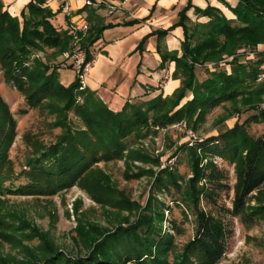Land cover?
<instances>
[{"label":"trees","instance_id":"trees-1","mask_svg":"<svg viewBox=\"0 0 264 264\" xmlns=\"http://www.w3.org/2000/svg\"><path fill=\"white\" fill-rule=\"evenodd\" d=\"M47 3L31 0L21 17H14L4 10L0 0L3 77L25 98L29 109H49L55 119L53 127L62 131L51 145L34 141L28 170L23 173L28 182L16 190L7 187L9 194L53 196L80 186L90 192L99 191L93 198L100 204L133 213L137 204L114 195L108 177L96 168L98 164L125 159L159 166V158L133 148L128 140L134 137L137 143L157 134V128L169 129L178 124L197 131L211 111L227 103L235 113H255L217 136L196 141L195 146L177 148L178 154L184 151L189 157L190 178L177 165L162 169L145 207H139L135 223L124 218L111 230L91 227L78 231V243L86 249L85 254L69 255L46 246L37 252L25 251L27 259L16 263L0 255V264H219L229 252L233 234L229 215L248 226L264 220V131L257 137L249 133L253 123L264 127V83L258 84L264 65V53L258 51V46L264 44V0H237L236 6H229L236 19H228L212 6L195 8L199 17L208 19L197 24H191L187 16L190 2L172 27L184 29L182 54L169 52L161 41L157 42L161 56L158 69L167 70L174 63L173 78L180 81V87L167 97H163L161 86L152 87L117 110L88 86L80 90L77 77L69 86L61 82L60 70L69 63L61 58L73 51L74 41L70 23L65 29L53 23L61 9L54 13ZM89 11L86 20L90 29L81 41L87 60L104 31L113 27L100 24L96 12ZM172 29L152 32L139 47L151 36L160 40ZM39 53H44V58ZM67 68L72 69V65ZM70 113L83 122L84 129L74 126ZM17 127L15 115L0 94L1 193L13 176L10 151ZM218 157L235 169L232 209L221 203L223 193L228 195L231 187L226 183V171L214 161ZM95 172L100 180L93 177ZM152 172L140 169L135 178ZM163 195L181 209L186 219L193 217V236L181 249L174 234L179 236L185 231L177 221L169 220L173 234L164 229L168 222L165 213L173 214L174 208L159 199Z\"/></svg>","mask_w":264,"mask_h":264},{"label":"rangeland","instance_id":"rangeland-1","mask_svg":"<svg viewBox=\"0 0 264 264\" xmlns=\"http://www.w3.org/2000/svg\"><path fill=\"white\" fill-rule=\"evenodd\" d=\"M236 4L237 0L232 2L219 0L221 11L228 19H236L229 8ZM60 20L64 22L63 17H60ZM134 31L136 34L133 35ZM145 35L146 33L138 32L133 27L108 28L91 49L97 58L88 72L87 86L111 107L121 108L128 101H136L138 96L159 84L147 68L158 66L154 54L148 52L145 45L142 48L139 47ZM79 45L81 47V42ZM259 49L261 45L258 46V51ZM44 55V53L38 54L41 58H44ZM65 59V56L61 58V60ZM69 64L70 62H66L65 66L68 67ZM65 66L60 70V79L65 86H69L75 81L76 75L72 69ZM173 73L169 78H163L161 82L171 84L173 80L178 82V87L171 92V86L167 85L162 90L163 97L172 95L180 87V81L173 78ZM263 83L264 80L259 79L258 84ZM0 94L9 104L18 123L17 137L10 151L13 176L3 186L4 191L7 187L16 190L28 182L23 173L28 170L27 162L32 155L34 141L51 145L62 131L53 127L52 123L55 119L49 114V109L27 107L25 98L19 91L6 83L1 68ZM263 104L264 102L261 104V109H264ZM24 110L27 111L25 114H23ZM230 113L232 115L227 120L219 123L220 119ZM253 113L255 112L235 113L231 104L227 103L211 111L197 131L186 128L185 124H178L169 129L157 128V134L137 143L134 137L128 140V144L133 145V148L142 149L151 158H159V166L129 162L125 159L98 164L96 168L108 177L109 186L115 191L114 195L137 204L138 207L133 213L100 204L93 198L99 195V191L94 189L95 191L90 192L80 186L53 196L9 194L7 190L4 193L0 191V255L16 263L27 259L25 251L37 252L46 246L69 255L85 254L86 249L78 243V231L81 232L83 228L89 230L91 227L111 230L117 226L119 220L124 218L129 219L130 223H135L140 215V208L145 207L155 180L162 169L177 165L182 174L190 175L189 157L184 151L178 154L177 148L184 144L192 147L193 144L195 146L196 141L217 136L221 131L233 128L238 121H244ZM69 117L76 128H85L83 122L74 113H70ZM263 131V125L253 123L249 127V133L254 137L261 135ZM214 161L226 171V183L231 187L228 195L223 193L221 203H224L228 209H232L233 188L236 184L234 166L219 157ZM140 169L153 172L135 178V175L140 173ZM93 177L100 180L98 172H95ZM262 190L264 191V187ZM159 199L174 208L173 214L165 213L168 222H165L164 229L173 234L169 220L174 218L178 226L185 231L179 236L174 234L178 248L181 249L193 236V217L189 215L186 219L181 209L174 207L165 195L160 196ZM227 219L233 234L229 240V252L219 264H264V220L256 221L248 226L239 218L229 215Z\"/></svg>","mask_w":264,"mask_h":264},{"label":"crops","instance_id":"crops-1","mask_svg":"<svg viewBox=\"0 0 264 264\" xmlns=\"http://www.w3.org/2000/svg\"><path fill=\"white\" fill-rule=\"evenodd\" d=\"M86 1L87 0H48L47 6L54 13L60 11V9L62 11L55 17L53 23L65 29L71 22L82 23L83 21H87L86 17L90 10L96 12L100 18V24L102 25L111 24L116 29L133 27L137 29L138 32L146 33L144 36L146 37L157 30L168 31L172 29L179 21V13L187 7L190 2L192 8L188 11L187 16L191 24L205 23L208 21L207 18L199 17L195 13V8L206 9L208 6H212L222 10L219 6V0H92L93 2L104 3L101 9H97L93 6L86 7ZM225 1L232 2V0ZM1 2L4 5L5 11H8L14 17H21L31 0H1ZM65 6L69 10V15L63 12ZM110 6H115L116 10L111 12ZM60 17L64 18V22L60 20ZM134 34H136V31L133 32V35ZM154 40L156 42H154ZM148 41L145 47L148 52L154 54L158 63L157 67H147L149 69L148 71L159 81L158 87L161 86L163 90L164 87L170 85V91L172 92L178 87V82L176 83L172 80L171 84H167L161 81L163 78L165 79L169 78L170 75L172 76L175 65L171 63L167 70L164 71L158 69L161 63V56L157 51V42L161 41V46L169 52L179 51L181 55L182 42L184 41V29L182 27H176L160 40H158L157 36H151ZM263 47L264 44L261 45V48ZM161 83L163 84L161 85ZM112 108L115 110L120 109L117 107Z\"/></svg>","mask_w":264,"mask_h":264},{"label":"built area","instance_id":"built-area-1","mask_svg":"<svg viewBox=\"0 0 264 264\" xmlns=\"http://www.w3.org/2000/svg\"><path fill=\"white\" fill-rule=\"evenodd\" d=\"M101 4V2H93L92 0H87L85 6L100 8ZM113 10H116V7L110 6V11L112 12ZM63 12L69 15V10L66 6L63 8ZM69 27L71 29V34L74 41V49L71 53L65 54V58L72 65V70L75 72V75L80 82V90H84L87 88L86 79L88 77V72L97 58L96 54L92 53L91 59L87 60L86 52L82 50L79 45L80 42L88 35L90 25L87 21H83L82 23L71 22ZM259 51L264 53V47L259 49ZM260 80H264V65ZM262 106L264 108V104ZM190 135L193 137L192 133Z\"/></svg>","mask_w":264,"mask_h":264}]
</instances>
